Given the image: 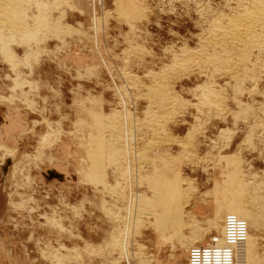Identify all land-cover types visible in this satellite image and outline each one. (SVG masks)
Segmentation results:
<instances>
[{
  "label": "rangeland",
  "instance_id": "obj_1",
  "mask_svg": "<svg viewBox=\"0 0 264 264\" xmlns=\"http://www.w3.org/2000/svg\"><path fill=\"white\" fill-rule=\"evenodd\" d=\"M7 3L0 264H187L226 215L264 264V42L211 34L252 0Z\"/></svg>",
  "mask_w": 264,
  "mask_h": 264
},
{
  "label": "bare ground",
  "instance_id": "obj_2",
  "mask_svg": "<svg viewBox=\"0 0 264 264\" xmlns=\"http://www.w3.org/2000/svg\"><path fill=\"white\" fill-rule=\"evenodd\" d=\"M14 1V0H13ZM18 1V0H17ZM27 1V0H26ZM250 1V0H249ZM7 2H12V0H0V9H2L3 10V8H5L7 5H8V3ZM6 3H7V5H6ZM36 5H38V3H36V2H34ZM11 4V3H10ZM34 4V5H35ZM252 6H254V9H252V10H255V11H247V10H245V13L244 14H242V16L241 17H239V18H241L240 20H237V19H232V17L229 19V18H227V19H224V21L222 22V20H221V22L222 23H219L218 21H217V24H215L214 25V23H216V22H214L213 23V29H214V31H212V32H214V33H211V34H213L214 36H219L220 37V39H218L217 41H215L216 42V44L218 45L219 44V46L220 45H223V44H225L226 42H228V44H229V46L231 45V46H236L237 48H241L240 50H242L243 48H242V46L244 47V45L246 44V46H245V48H247L248 46H250V47H252L253 45L255 46V47H257L258 46V44H259V42L260 41H263L264 42V0H252ZM2 5V6H1ZM6 5V6H5ZM17 5V4H16ZM15 5V6H16ZM35 5V6H36ZM9 6V5H8ZM38 6H40V5H38ZM18 7V6H17ZM37 7V6H36ZM7 8V7H6ZM10 8V7H9ZM8 8V9H9ZM13 8H15V7H13ZM43 9H45L44 7H42ZM41 8V6H40V9H42ZM39 9V10H40ZM47 9V8H46ZM245 9V8H244ZM7 10V9H6ZM9 11V10H8ZM13 11V10H12ZM19 11V10H18ZM17 11V12H18ZM247 11V12H246ZM1 13H3L2 11H0ZM244 12V11H243ZM242 12V13H243ZM5 13V12H4ZM7 13V12H6ZM9 13V12H8ZM40 13H41V11H40ZM43 13V12H42ZM45 13V12H44ZM22 14V13H21ZM23 14H25V13H23ZM2 15V14H1ZM4 15V14H3ZM2 15V17H4ZM5 15H7V14H5ZM10 15V14H9ZM42 15H44V14H42ZM45 16V15H44ZM6 17V16H5ZM8 17V16H7ZM227 17V16H226ZM225 17V18H226ZM238 17V16H237ZM236 17V18H237ZM12 18V17H11ZM34 18V17H33ZM2 19V18H1ZM0 19V20H1ZM30 19V18H29ZM35 19V18H34ZM37 20H39V17L38 18H36ZM35 19V20H36ZM3 20V19H2ZM36 20V21H37ZM13 21V20H12ZM35 21V22H36ZM8 22V21H7ZM34 22V21H33ZM5 24V25H4ZM34 24V23H33ZM35 24H38L37 22L35 23ZM8 26L9 27V29L11 28V30L13 31V29H15L13 26H9V24L7 23L6 24V21L4 20V23L2 22V21H0V33H3L2 32V30H4V29H6V27ZM41 26V25H40ZM28 28V27H27ZM35 28V27H34ZM38 28V27H37ZM40 28V27H39ZM42 28H44V27H42ZM6 30H8V28L6 29ZM16 30V29H15ZM22 30V29H21ZM35 30V29H34ZM37 30V29H36ZM38 30H40V29H38ZM38 30H37V32H38ZM257 30H261V32L262 33H260V34H258L257 33ZM9 31V30H8ZM31 31V30H30ZM47 31V30H46ZM10 32V31H9ZM9 32H7L8 33V35H9ZM15 32V31H14ZM18 32V31H17ZM21 32V31H20ZM23 33V32H22ZM37 34V33H36ZM12 36H14V35H12ZM35 36V35H34ZM29 37V36H28ZM209 38H211L210 36H209ZM27 39V38H26ZM17 40V39H16ZM29 40V39H28ZM249 40V41H248ZM259 41V42H258ZM12 42H14V41H12ZM248 42H249V44H248ZM257 42H258V44H257ZM263 42H261V43H263ZM1 43H2V41H1ZM36 43V42H35ZM247 44H248V46H247ZM2 45H4L3 43H2ZM257 45V46H256ZM224 47L226 46H228V45H223ZM261 47H262V44L260 45ZM259 46V48H261ZM264 46V45H263ZM217 47V46H216ZM222 47V46H221ZM233 48V47H232ZM245 48H244V50H245ZM253 48V47H252ZM223 48H221V50H222ZM31 50V49H30ZM224 50L225 49H223V52H224ZM226 51H227V49H226ZM229 51V50H228ZM4 53V52H3ZM227 53V52H226ZM223 54V53H222ZM228 54V53H227ZM238 54V53H237ZM224 56H226L225 54H224ZM242 56V55H241ZM227 57V56H226ZM228 58V57H227ZM227 58H225V59H227ZM7 59H10V58H7ZM212 59V58H211ZM214 59V58H213ZM218 60V59H217ZM8 62V61H7ZM10 62H13V61H10ZM217 63V62H216ZM12 64V63H11ZM12 66V65H11ZM14 66V65H13ZM13 70H14V68H12ZM15 71V70H14ZM240 79V78H239ZM162 90H163V88H162ZM154 93H156V92H154ZM213 93V92H212ZM209 95V94H208ZM210 107V106H209ZM222 107V106H221ZM97 120V119H96ZM153 125V124H152ZM153 127V126H152ZM109 128V127H108ZM114 132V131H113ZM120 132V131H119ZM122 133V132H121ZM121 139V138H120ZM181 145V144H180ZM127 150V149H126ZM123 178V177H122ZM182 183V182H181ZM179 184V183H178ZM162 185V184H161ZM170 187V186H169ZM165 189V188H164ZM163 189V190H164ZM166 189H168V188H166ZM165 189V190H166ZM171 191H172V189H171ZM243 192V191H242ZM177 193V192H176ZM239 193V192H238ZM155 194V193H154ZM187 194V193H186ZM157 195V194H156ZM177 195H175V197H176ZM240 196V195H239ZM162 197H160V199H161ZM157 199V198H156ZM177 199V198H176ZM162 200V199H161ZM176 201V200H175ZM162 202H164V201H162ZM241 202V201H240ZM157 203V202H156ZM158 203H159V201H158ZM176 203V202H175ZM238 203V202H237ZM154 204V203H153ZM163 204V206H164V204L165 203H162ZM168 204V203H167ZM241 204V203H240ZM160 205V204H159ZM239 205V204H238ZM162 206V207H163ZM170 206H172V205H170ZM145 207V206H144ZM157 207V206H156ZM242 207V206H241ZM148 208V207H147ZM243 208V207H242ZM165 209H167L166 207H165ZM236 210V209H235ZM176 211V210H175ZM238 211V210H237ZM240 211V210H239ZM167 212V211H166ZM169 212V211H168ZM170 213V212H169ZM236 213V212H235ZM238 213V212H237ZM153 214V213H152ZM166 215V214H165ZM175 215H177V214H175ZM230 216H232V215H230ZM233 217H235V216H233ZM236 218V217H235ZM238 219V218H237ZM243 222V221H242ZM243 224L245 225V229H246V233H245V237H244V240H243V242L240 244V243H238V244H235L234 246H237V245H239L237 248H236V251H235V255H236V261L235 262H233V264H238V258L241 256V253H240V251H241V248H242V245H243V243H244V241H245V239H246V235H247V232H248V230H247V226H246V224L243 222ZM215 239V238H214ZM223 240H224V238H223ZM212 244H215V245H221L222 243H218V240H216L215 239V241L214 242H211V240H210V243L209 244H207V245H205V246H210V245H212ZM205 246H201V247H205ZM206 260H207V258H206ZM187 264H189V258H188V261H187Z\"/></svg>",
  "mask_w": 264,
  "mask_h": 264
},
{
  "label": "built area",
  "instance_id": "obj_3",
  "mask_svg": "<svg viewBox=\"0 0 264 264\" xmlns=\"http://www.w3.org/2000/svg\"><path fill=\"white\" fill-rule=\"evenodd\" d=\"M223 229L224 243L205 247H191L188 250L189 264H233L236 261L235 251L244 240L245 225L241 220L226 215L223 220ZM214 241L215 239H212V242ZM238 243L240 244L234 246Z\"/></svg>",
  "mask_w": 264,
  "mask_h": 264
}]
</instances>
